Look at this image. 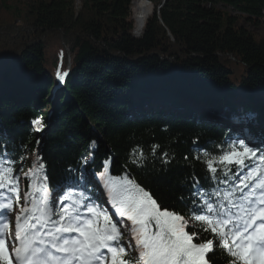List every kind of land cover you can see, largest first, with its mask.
<instances>
[{"label":"trees","instance_id":"16d2710c","mask_svg":"<svg viewBox=\"0 0 264 264\" xmlns=\"http://www.w3.org/2000/svg\"><path fill=\"white\" fill-rule=\"evenodd\" d=\"M148 1L154 12L146 0H82L79 6L76 0H0V152L12 154L15 169L38 154L45 183L55 188L82 172L104 184L126 168L162 208L167 204L186 218L193 184L209 188L196 157L207 151L218 158L234 141L228 139L242 133L229 134L230 127L190 107L172 110L192 100L234 118L250 117L247 131L259 134L252 122L264 118V35L239 23L243 17L264 22V0ZM66 70V84L57 89V73ZM55 89L53 104L48 96ZM157 93L173 102L165 108L169 113L145 111ZM238 94L244 104L232 100ZM36 119L44 125L38 133ZM153 145H160L157 157L167 152L174 159L165 166L152 157ZM134 148L148 157L143 167L131 163ZM259 155L252 163L264 171ZM228 167L230 175L239 171ZM195 223L198 235L214 239ZM210 264H232V258L217 251Z\"/></svg>","mask_w":264,"mask_h":264},{"label":"snow or ice","instance_id":"6c2138e0","mask_svg":"<svg viewBox=\"0 0 264 264\" xmlns=\"http://www.w3.org/2000/svg\"><path fill=\"white\" fill-rule=\"evenodd\" d=\"M65 75L57 73L61 82ZM32 124L36 132L44 127L39 119ZM159 148L153 145L151 155L167 166L174 157L167 152L157 157ZM196 151L200 152L198 146ZM257 152L264 165V129L258 135L243 133L229 141L218 158L207 151L196 157L204 164L209 188L204 189L198 181L193 184L194 199L185 207L194 221L191 234L185 216L169 210L167 204L162 208L150 192L129 179L131 173L126 168L121 177H105L107 164L101 173L104 187L115 214L130 223L123 219L114 222L103 204L97 203L101 198L86 194L90 182L86 172L71 177L70 192L62 189L61 195L49 199L47 185L39 183L47 176L38 177L37 168H32L27 173L21 170L29 187L24 193L26 204L15 213L13 230L9 219L13 203L20 201L21 174L16 173L12 154L0 152V264H210L217 251L226 252L232 264H264V171L252 163ZM147 159L142 149L132 150L131 163L137 167H143ZM34 163L43 172L39 157ZM87 163L85 158L82 164ZM214 163L223 167L218 170ZM229 165L239 171L230 175ZM218 171L222 177L216 175ZM75 189H82L79 199L71 198L77 195ZM195 222L214 239L198 235Z\"/></svg>","mask_w":264,"mask_h":264},{"label":"rangeland","instance_id":"374dc122","mask_svg":"<svg viewBox=\"0 0 264 264\" xmlns=\"http://www.w3.org/2000/svg\"><path fill=\"white\" fill-rule=\"evenodd\" d=\"M20 1L21 2H27V0H20ZM81 1L82 0H76V6H79L81 4ZM218 8L227 10L228 12H230L234 16H238V15L241 14L235 8H233L231 6H228V5H224L222 3L218 4ZM131 22L133 23V28H134V22L132 20V17H131ZM239 25H242V26L246 27L250 32L254 33L255 35H258V36L264 35V22H260V23L256 24V22H252V21L246 20L243 17V19L240 20ZM156 89H157V91H159V90L162 89V87L161 88L158 87ZM48 97H49L50 100H52V103L53 104L56 102V100H55V93L54 92H52ZM151 99L152 100L153 99L155 100L157 98H151ZM232 100L233 101H236L239 104H243V103H245L247 101V100H245L243 98V96L241 94L239 95V97L236 96ZM190 101H192V100H190ZM187 103H188L189 107H191L192 109L197 110L196 108H194L195 107L194 105H191V103H189L188 101H187ZM211 104L213 105V103H211ZM255 106H258V104H255ZM158 107H161V106H158ZM160 109H162V108H160ZM43 111L46 112L45 109H43ZM199 112H202V111H199ZM218 113L219 114H210V113H208L207 115H208L209 118L207 120L210 121L211 123H213V121H214L217 125H223V123H224L223 120H225V118H227L229 116L227 115V112L224 111V110H220V111H218ZM50 115H52V114H50ZM216 116H220L222 119L217 120L216 119ZM228 126H230L231 128H235V129H237V128H240V129L243 128V127L240 126V124L238 122H235V123H232V124H228ZM33 127H34V125H33ZM43 131H47V130H43ZM37 157H39V156L38 155H36V156L35 155H32V156L27 157V158L24 157V160H22L23 161L22 164H24L25 171H27V169L29 168V166L31 167V166H35L36 165V167H37V164L34 163V161L36 160ZM23 179H24V177H23ZM23 189H24V182H23L22 179H20V201H19L20 202V205H19V207H22V206H24L26 204V200H25V197H24V193H22ZM71 198L72 199H76V196L75 195H72ZM16 211L19 212V209L17 207H16ZM186 220H188V223L191 224V225L194 223V221H192L191 219H186ZM124 222L126 223L127 221L124 220ZM127 223H129V222H127Z\"/></svg>","mask_w":264,"mask_h":264},{"label":"water","instance_id":"95a60500","mask_svg":"<svg viewBox=\"0 0 264 264\" xmlns=\"http://www.w3.org/2000/svg\"><path fill=\"white\" fill-rule=\"evenodd\" d=\"M147 2H149V3H151L150 1H148V0H146ZM152 4V3H151ZM152 7H153V12H154V6H153V4H152ZM133 31V30H132ZM132 33V35L135 37V38H141V37H137V36H135L134 34H133V32H131Z\"/></svg>","mask_w":264,"mask_h":264}]
</instances>
